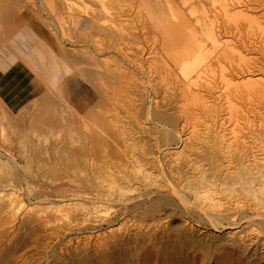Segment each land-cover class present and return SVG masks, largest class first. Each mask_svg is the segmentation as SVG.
<instances>
[{
    "label": "bare ground",
    "instance_id": "bare-ground-1",
    "mask_svg": "<svg viewBox=\"0 0 264 264\" xmlns=\"http://www.w3.org/2000/svg\"><path fill=\"white\" fill-rule=\"evenodd\" d=\"M33 1L85 15L101 38L86 29L79 42L71 31L82 44L71 60L64 50L89 66L82 75L69 65L88 77L86 114H63L59 98L41 117L1 111L0 134L8 126L13 136L0 146V261L74 225L97 234L81 239L89 254L73 264H263L264 0ZM150 31L160 101L149 104L142 62L125 41ZM33 133L59 136L50 163Z\"/></svg>",
    "mask_w": 264,
    "mask_h": 264
},
{
    "label": "rangeland",
    "instance_id": "rangeland-1",
    "mask_svg": "<svg viewBox=\"0 0 264 264\" xmlns=\"http://www.w3.org/2000/svg\"><path fill=\"white\" fill-rule=\"evenodd\" d=\"M26 1H27V3H26ZM30 1L29 0H20V1L19 0H0V99H1V101H3V103L0 104V117H2L1 111H3V113L5 112L8 117H11V116L13 117V114H15V115H17V114L21 115L22 114L21 116H29L31 114L32 115L36 114L38 116L40 115L39 117L45 116V115H48L50 112H54L55 110H57V106H59L58 103L61 104L62 101L64 102L62 104H66L65 105L66 110L64 109V106H63V110H61L63 114L68 115L69 112H70L69 115H71V113H72V115L79 114L80 112L78 110L82 109L81 105L83 104V102L86 101V103L90 105V103H88V101L86 100V97H85V95L90 94V92H89L90 87L88 84L89 81H87L88 77L86 74H85L86 76L84 75L83 79H82V76H79L78 74H76L78 72L75 73L71 70L70 67H72V65L70 67H69V65L72 62L75 64L74 59L72 62L70 60L72 58H75V56L73 55V54H75V52H77V51L79 52V49H80L79 47H78L79 48L78 50L75 49V50H77L75 52L73 51V49L76 48L78 45L81 46L82 43H79V42H81L80 40H81L82 32L84 31V34L86 35L85 30L87 29V36L91 35L90 32H92L93 29L91 26H90L91 29L87 28V25H86L88 23L91 25V23H90V21H88V18H86L85 15L83 16V14H78L79 19H77V20H76L77 16L73 17V15H72V18H70L71 17L70 14H72V13L69 12L68 8L65 9L67 12H65L64 9L63 10H64V14L67 13L70 16L67 14H65V15L62 14L63 15L62 16L61 13H63V11H62V8L60 10L61 6L59 4H58L59 6L56 4L57 5L56 8L54 6V8L56 9L55 10L54 8H52L51 4H48V2L43 4V5L40 4V6H39V5L33 4V2H34L33 0H32L33 2H30ZM73 2L76 4L77 7H80L81 9L84 8V6H87L82 0H73ZM46 4H47V7L45 6ZM57 7H59L60 11H62L61 13H58L59 10L57 9ZM50 10H52V11H50ZM52 12H53V14H52ZM3 13H4V15H2ZM57 13H58V15H61V16L58 17ZM145 14L146 13L142 12L141 17H143ZM74 15H77V13ZM80 15H82L83 18H81ZM64 17H65V19H64ZM56 18H57V20H56ZM143 18H144L143 20L146 21L145 16ZM58 19H61V20H58ZM67 19H68V21L70 19H72L71 20L72 23L70 21L67 22ZM73 20H75V21H73ZM79 20H81V22L83 21L82 23H84V21H85V23L82 25V23L80 24ZM60 21H63V23ZM135 21H136L135 22L136 25L138 27L142 28V26L144 25V21L142 23L140 16H138L135 19ZM51 22H53V23H51ZM59 22L62 23L63 26H61V24ZM74 23H78L77 26L79 25V31L82 30V29H80L81 25L84 26L85 29L80 31V33H79L78 27L75 30L76 24H74ZM68 24H69V26H67ZM140 24H143V25L140 26ZM63 27H64V29H63ZM84 27H81V28H84ZM65 28H68V30ZM73 28H74V30H73ZM89 29H90V31H89ZM71 31L76 32L78 36L81 34V36H79L77 38L76 34L73 33L71 35V38H70V34L72 33ZM88 32L90 34H88ZM67 33H68V35H67ZM92 33L95 34V31ZM151 33L152 32L150 31L149 35ZM65 34H66V36H65ZM144 34L145 33H143V34L141 33L140 35H136L135 37H131L130 40H132V41L126 40L125 44L127 43L128 45H127V47L125 45V49L127 50V51L125 50V53L127 52V55H129V56H131L133 54L132 57L137 56V61L142 62V65H140V63L139 64L136 63V64H137V69L140 72V76L143 77L145 75L144 80L149 81V86H150L149 87V93L150 94L148 93V95H150L149 96L150 99H148L149 97H147L146 99H147V101L152 100V101L148 102L150 104V103H156L157 100L160 98L159 95H157L158 94L157 90L151 89L152 85L154 86L153 81H155V79L158 78L157 75L160 73V72H158V71H160L159 70L160 68H157L159 66H157V64L155 65V63H153L156 66V68L154 65H152L153 67H151V66L150 67H151V69L152 68L154 69L153 70L154 73L152 70H151V72L155 78L153 76L149 77L151 75V72L149 71V69H150L149 64L151 65L152 63H151V60L150 61H146V60H148L150 57L149 52L153 48V46L156 42L155 41L156 38L152 34L150 36L148 34H146V36H145L146 38L144 37V39H143L142 37L144 36ZM73 35H74V39L76 37L79 42L77 40H74V41L72 40ZM93 35H92V38L95 36L93 38L95 40H99L101 38L100 36H98L96 34L94 36ZM67 36H69V37H67ZM138 36H140V37H138ZM98 37H100V38H98ZM60 38H62V39H60ZM79 38H80V40H79ZM128 38H130V37H128ZM71 40L74 42V45H73V42ZM133 40H135L136 44L133 43L134 42ZM128 41H130L132 43L130 44V42H128ZM149 42H150V44H149ZM130 45H132V46L134 45L135 47L134 46L132 47ZM72 46H73V48H72ZM68 47L71 49H69ZM67 48H68V51H67ZM131 48H132L133 53L129 54V52L131 51L129 49H131ZM65 49L67 52L72 50L71 51V56H72L71 58H68L67 56H65L66 54H68V53H64ZM141 51L143 52V54ZM148 55H149V57L147 58ZM64 56L66 57V59H64L65 58ZM140 56H141V58H140ZM132 57H130L129 59L132 60ZM67 58L70 60L67 61ZM133 59L135 60L136 58H133ZM150 59H153V58L151 57ZM69 61H70V63L67 66V63ZM65 62H67V63L65 64ZM147 62H149V63H147ZM131 63H133V62H131ZM73 66H75V68L78 67L80 69L79 72H81V69H82V72H84V73H86V70H87L85 68L89 67L87 64L85 65L84 63L83 64L80 63V65L75 64ZM140 66L142 67L143 70L140 69L141 68ZM83 68H84V71H83ZM148 71H149V73H148ZM82 75H83V73H82ZM146 78H147V80H146ZM150 78H153L152 83H150V81H151ZM158 80H156V81H158ZM48 89L49 90L51 89V90L48 91ZM51 91L53 92V95H51V93H52ZM155 91H156V95H155ZM46 92H47V94H46ZM54 92H55V94L58 93L59 95L58 94L55 95ZM42 94H43V96H42ZM48 94H49V96H48ZM52 96H53L54 100L52 98H50ZM157 96H158V99H157ZM60 97L64 98V99H60ZM57 98H59L58 103H57ZM154 98L156 99V102H155ZM35 99H36V101H35ZM79 99H81V100L85 99V101L84 100L81 101ZM153 100H154V102H153ZM1 101H0V103H1ZM51 101H52V104H51ZM159 101H160V99L158 100V102ZM77 102H78L77 105L80 104L78 106L79 108L76 105ZM86 103L83 104L84 105L83 109L84 108H87V109L90 108V107H88L89 105H86ZM62 104H61V106H62ZM2 107H3V110H2ZM39 109L42 110L43 112L42 111L40 112ZM43 109L44 110L47 109L46 110L47 112H45L46 114L44 113ZM87 109H85V110H87ZM85 110H84V114H86V112L89 109L86 112H85ZM27 111H28V113H27ZM81 112H83V110ZM84 114H79V115H84ZM89 114H87V115H89ZM121 114H120V116H122L123 120L127 119L126 116L121 115ZM1 121L6 122L5 119H3ZM7 128H8V126H7ZM7 128L5 129L6 133L1 132V134H0L1 135L0 136V146L4 145V144L7 146L12 145L10 143H12L11 138L13 135H11L12 134L11 131H10V134H8L10 129L8 128V130H7ZM32 135L34 136V133ZM56 135H57V133H55L54 135L44 134L43 137L40 136L39 138L34 136V139H36L35 140L36 142L34 141L36 143V145L35 144L34 145L38 149L41 148V153L43 154V155L41 154V156L45 160L48 158L52 159L50 156V155H53L52 149H54V148L57 149V138L59 136H56ZM44 138H46V139H44ZM40 140L42 142H40ZM52 141L53 142L55 141L56 144H54L55 142L53 143ZM17 145H18V143L16 144V148H17ZM42 145H44V146H42ZM49 148H52V149H49ZM52 160H46V161L50 163ZM84 201H86L91 206V204H93L97 200L93 197L87 196L84 198ZM110 201L111 200H106V201L104 200L101 202L110 203ZM50 203L53 204L52 202L46 201V200H42V202L40 201V204H42L44 209H45L44 205L47 204L50 207L51 206ZM55 205H56V203H55ZM55 205L53 204V206H55ZM48 206H46V208H49ZM46 211H47V209H46ZM48 211H49V209H48ZM116 219H118V220H115V222L117 221L115 224L118 225L124 221L123 219H126V218L125 217L123 218V215H119ZM132 220H134V219H131V221ZM177 223H179V221H177V220L174 221L173 226H175L174 224L177 225ZM73 226H72V228H68L69 230L67 228L64 229L63 231L61 230L60 233L58 232V234H56L57 232L53 231L55 233V234H53L54 236L52 235V232L50 231L51 233L50 232H49V234L47 233V236L51 235V236L47 237V238H49V240L47 238L44 239L47 242V244H45L46 242L43 241L44 244L43 243L39 244L40 248L37 247L35 249V247H32V245H29L30 247L27 245L28 247L25 249L22 246V248L21 247L19 248L20 251L17 250L18 248L17 249L12 248L11 252L13 253V251H15V253H13L14 256L12 254H9L11 252H8L7 254H8V256L12 255L11 257L14 258L16 261L14 259H12L14 262L11 263L12 261H8L9 262L8 263L7 260H10V258H9L10 256L9 257L6 256L7 260H5V259H4V261L1 260L2 263L4 262L3 264H5V261H6L7 264H73L74 259H76L78 256L86 257L89 254V250L87 251V248L84 249V247L81 246V244H79V243H82V245H83L85 243V241H84L85 237L87 238L94 231L95 232L92 234V236L97 234L96 233L97 230H93V229H90V230L84 229L83 230V229H80L79 227H73ZM104 229H106V227ZM104 229L100 230V232H103V231L105 232ZM78 236H79V239H78ZM82 238H84V240H81ZM82 241H84V242H82ZM13 243H14V240H11L10 244H13ZM21 249H22V251L23 250H26V251L22 252ZM20 253H21V255H20ZM2 263H0V264H2Z\"/></svg>",
    "mask_w": 264,
    "mask_h": 264
}]
</instances>
